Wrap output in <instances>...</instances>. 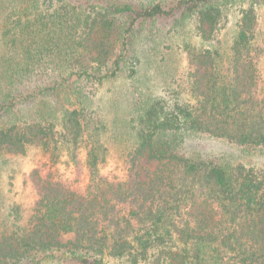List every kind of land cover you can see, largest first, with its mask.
Here are the masks:
<instances>
[{
    "label": "trees",
    "instance_id": "obj_1",
    "mask_svg": "<svg viewBox=\"0 0 264 264\" xmlns=\"http://www.w3.org/2000/svg\"><path fill=\"white\" fill-rule=\"evenodd\" d=\"M139 2L0 0V158H46L23 174L31 206L0 217V264H264V168L189 144L208 138L264 157V0ZM170 35L183 39L176 49ZM173 52L183 64L170 72ZM44 53L62 73L36 83ZM147 63L165 66L162 96L126 90L123 173L103 174L98 92ZM143 159L156 163L146 178Z\"/></svg>",
    "mask_w": 264,
    "mask_h": 264
},
{
    "label": "rangeland",
    "instance_id": "obj_2",
    "mask_svg": "<svg viewBox=\"0 0 264 264\" xmlns=\"http://www.w3.org/2000/svg\"><path fill=\"white\" fill-rule=\"evenodd\" d=\"M136 5H139V0H133ZM6 13L2 3L0 4V59L4 54L5 48L3 46L2 38H1V28L4 23ZM169 24H161L158 28L154 27V32H160L162 30H166ZM191 26V24H190ZM259 29L261 31L262 41H264V8L259 10ZM187 29L190 30V27L187 25ZM234 27L233 25L227 26L220 34L221 46L222 48L228 46L233 36ZM188 35V34H187ZM184 36H186V32H184ZM95 38V35H94ZM182 37L168 36L165 39L167 43L172 46L171 48L176 49L177 39ZM183 40V39H182ZM136 48L138 50V56L140 57H148L146 45L144 42L140 41ZM140 49V52H139ZM170 50L167 49V53ZM140 53V54H139ZM46 54V53H44ZM47 55L52 58L51 54H46V58L43 62L34 69L33 74L39 72L41 74L40 77H37L34 82L38 83L39 80L57 76L62 73L61 69L57 67L56 59L54 61L48 62ZM43 56V57H44ZM42 57V58H43ZM170 59L165 61L164 65L170 72H173V67L183 64V58L179 56L178 53L173 52L172 55L169 56ZM180 58L182 61H180ZM53 59V58H52ZM52 61V60H51ZM264 62V61H263ZM168 63V64H167ZM137 73L135 77L132 79V82L129 80L119 79L117 83L116 81H107L102 84L100 90L98 92V102L100 108L102 109L105 119L108 125V130L105 135L106 144L108 146L109 155L105 164L101 167L103 174L113 173L120 175L123 173V165L122 160L127 151V139L125 129L123 128L122 121L125 122L128 119V113L130 111V106L126 101V90L131 88L133 91L134 88L136 90L131 95V100L139 99V88L143 90L146 94H150L152 97L162 96V82L164 79L165 66L159 68L153 64L147 63V65H143L140 68L139 73V64L136 67ZM180 70V69H179ZM129 90V91H131ZM190 146L194 149H198L201 151L214 152L223 158L225 161L230 162H244L245 164H251L254 166H258L260 168H264V157L255 156L251 154L241 153L238 148L234 145L219 141V140H211L208 138L205 139H195L193 141H189ZM37 150V149H36ZM36 150H31L28 154L23 157H2L0 158V217L5 214L8 206L12 204H20L22 209L26 211L28 207L31 206L32 201L34 199V194L32 187H27V185L23 184V174L28 173L35 165L40 163L41 161H46V158H41L40 154ZM143 171L142 178H146L147 169H154L156 167L155 162H147L144 159L141 161ZM63 170V174L65 177L70 178V170L68 167H64V165L59 166ZM87 183V178L84 177L77 186L84 187ZM73 233H63L60 235L61 241H66L70 238H73Z\"/></svg>",
    "mask_w": 264,
    "mask_h": 264
}]
</instances>
